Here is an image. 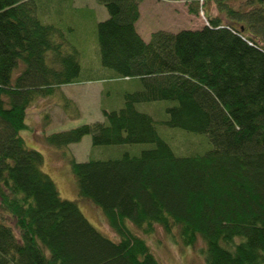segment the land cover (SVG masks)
I'll use <instances>...</instances> for the list:
<instances>
[{"label":"trees","instance_id":"1","mask_svg":"<svg viewBox=\"0 0 264 264\" xmlns=\"http://www.w3.org/2000/svg\"><path fill=\"white\" fill-rule=\"evenodd\" d=\"M97 1L109 11L97 22L102 66L137 89L104 120L45 141L148 145L88 161L66 155L79 195L120 239L61 196L44 154L21 135L38 98L80 81L74 18L64 23L62 0H0V264H162L131 224L145 234L161 226L189 247L202 241L207 264H264V0H217L227 21L208 15L199 29H160L149 41L137 25L144 0ZM88 14L78 19H95ZM159 100L174 102L167 126L207 136L205 152L176 153L137 107Z\"/></svg>","mask_w":264,"mask_h":264},{"label":"rangeland","instance_id":"2","mask_svg":"<svg viewBox=\"0 0 264 264\" xmlns=\"http://www.w3.org/2000/svg\"><path fill=\"white\" fill-rule=\"evenodd\" d=\"M57 3V0H54ZM65 13L64 23L71 22L75 30L72 37L82 51V73L79 82L64 84L50 96L40 97L28 109L27 123L30 128L21 135L31 148L40 150L45 156L44 170L57 183L63 198L77 201L88 219L111 239L118 241L120 235L110 226L102 208L78 193L75 176L66 155L74 154L78 161L91 158H110L126 151L138 152L148 145H112L94 147L91 135L67 148H57L46 143L45 137L55 132L69 130L85 123L104 120V109H119L125 103V94L137 86L125 79L111 76V69H104L101 63L100 46L97 35V22L109 17L107 7L97 0H62ZM233 7H242L244 0H225ZM190 0H144L141 3V19L138 30L146 41L152 33L160 29L178 31L199 29L208 24V15H219L226 20V12L221 10L217 0H199V12H191ZM195 4V3H193ZM91 14L95 19L81 21ZM81 13V14H80ZM80 18L81 20H79ZM238 24V23H237ZM102 67V68H101ZM174 104L170 100L139 103L137 107L153 116L160 134L178 154L205 152L210 142L202 133L190 132L165 124L168 118L167 107ZM132 229L142 235L162 264H207L200 248L202 241L195 246H185L177 234H168L161 226L145 234L131 224Z\"/></svg>","mask_w":264,"mask_h":264}]
</instances>
